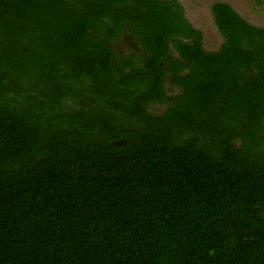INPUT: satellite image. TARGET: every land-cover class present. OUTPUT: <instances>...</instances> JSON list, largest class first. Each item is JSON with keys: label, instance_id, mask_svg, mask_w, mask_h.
Masks as SVG:
<instances>
[{"label": "trees", "instance_id": "16d2710c", "mask_svg": "<svg viewBox=\"0 0 264 264\" xmlns=\"http://www.w3.org/2000/svg\"><path fill=\"white\" fill-rule=\"evenodd\" d=\"M210 11L0 0V264H264V28Z\"/></svg>", "mask_w": 264, "mask_h": 264}, {"label": "rangeland", "instance_id": "374dc122", "mask_svg": "<svg viewBox=\"0 0 264 264\" xmlns=\"http://www.w3.org/2000/svg\"><path fill=\"white\" fill-rule=\"evenodd\" d=\"M181 4L185 18L192 27L202 33L203 47L207 51H217L223 38L216 30L210 11L214 3H225L248 24L264 28V0H178ZM127 49H125V52ZM132 52V50H131ZM129 53V50L126 52ZM163 107L152 109L155 114H160Z\"/></svg>", "mask_w": 264, "mask_h": 264}]
</instances>
